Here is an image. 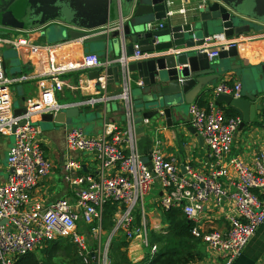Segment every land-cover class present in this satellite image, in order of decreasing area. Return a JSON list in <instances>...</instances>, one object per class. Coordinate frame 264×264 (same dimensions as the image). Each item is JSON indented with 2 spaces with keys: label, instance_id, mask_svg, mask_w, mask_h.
Masks as SVG:
<instances>
[{
  "label": "built area",
  "instance_id": "2783aa9c",
  "mask_svg": "<svg viewBox=\"0 0 264 264\" xmlns=\"http://www.w3.org/2000/svg\"><path fill=\"white\" fill-rule=\"evenodd\" d=\"M117 1L120 9V0ZM136 1H132L130 13ZM164 5L165 19L177 16L185 18L190 10L189 0H164ZM128 16L120 13L118 21L109 24L104 32L117 29ZM146 27L162 29L164 26L154 22ZM98 33L100 30L90 35ZM248 36L225 39L222 34L213 35L205 39L200 51L207 54L208 60H215L221 49L226 51L233 46L238 49L249 40ZM254 36L263 39L264 30ZM5 45L15 51L28 48L33 54L41 49L25 38H0V135L13 138L6 155L8 173L10 168L13 173L0 182V264H15L18 258L59 239H68L79 256L85 258L88 255V237L97 238L98 244H101V233H105V239L104 242L102 239L104 250L101 255L104 257L100 264H109L106 250L119 233L127 244L136 240L140 246L146 247L148 253L144 257H154L157 244L150 240L144 197L156 184L160 188L157 200L160 211L180 209L185 218L194 224L191 235L205 243L206 253L211 257H223L221 264H233L264 222V154L255 157L253 166L231 156L240 119L227 116L215 104V98L220 94L239 98V82L233 85L221 82L212 90L204 107L197 104L189 107L190 124L201 136L207 151V160L200 168L186 164L181 169L173 160L167 159L161 149L162 141L156 136L151 141L150 164L147 165L138 151L135 138V110L130 97L132 80L128 65L148 59L150 54L141 53L135 48L133 55L115 61L100 62L96 55L85 54L72 67L54 68L52 65L47 73L51 87L44 89L38 98L25 100V113L15 115L10 86L24 79L5 75L1 51ZM116 63L122 71V91L117 99L123 104L127 126L118 131L108 124L94 136L85 134L82 128L69 127L64 136L66 155L62 164V181L71 188L72 195L46 206L39 202L32 203L33 189L51 170V163L45 157L39 140L41 131L32 123L33 119L42 114H56L66 107L58 104L56 99L64 88L62 75L94 69H102L103 72ZM97 82L104 90V77L99 75ZM103 101L91 99L83 104L94 106ZM260 105V122L264 133V95L260 98ZM21 122L24 125L18 126ZM143 123L147 126L149 119L144 118ZM13 127L17 129L11 134ZM77 154L91 156L93 167L83 172L82 162L74 157ZM226 200L233 205L232 214L226 216L228 230L225 233L200 231L196 224L206 204L221 207ZM108 204L115 205L116 210L113 226L106 232L103 230V215ZM82 226L86 227L88 233L82 230ZM94 254L90 253L92 258ZM205 262L218 264L216 258L205 259Z\"/></svg>",
  "mask_w": 264,
  "mask_h": 264
},
{
  "label": "water",
  "instance_id": "95a60500",
  "mask_svg": "<svg viewBox=\"0 0 264 264\" xmlns=\"http://www.w3.org/2000/svg\"><path fill=\"white\" fill-rule=\"evenodd\" d=\"M123 1L128 9V18L117 29L106 33L105 28L112 24L109 23L111 0H0V26L4 27L0 30V36L9 38L11 33L8 30L11 29L32 30L35 25L46 23L43 24L44 28L57 22L60 25L56 29L60 40L82 39L85 54H93L89 48L100 44L103 51H100V56L94 54L100 62H103L100 57L112 61L108 58L109 51L119 49V59L133 55L135 48L141 53L151 54L148 59L128 65V71L135 73L141 83L137 86L136 108L130 92L134 110L146 118L164 119L165 125L175 128L177 132L186 121L183 118L185 109L189 110L205 87L211 86L228 72L241 70L251 89L239 98L220 94L215 104L219 106L223 103L241 118L238 129L253 120L261 109L256 99L264 94V60L256 66L243 62L234 64L239 58L236 46L226 51L221 49L215 60H208L207 54L200 50L179 54L167 52L178 47L202 48L206 38L217 34H222L225 39H235L241 35L261 33L264 30V0H200V7L196 5L185 18L178 20L165 19L164 0H137L132 13L130 6L133 0ZM17 8H21L25 14L21 19L14 16L13 11ZM143 17L150 19L140 21ZM163 20L166 26L162 29L146 27L149 23ZM96 29L100 33L90 35ZM12 58L13 64H16L17 56L13 55ZM3 71L6 75L4 61ZM101 72L102 69H94L87 73L97 93L103 90L97 82ZM103 72L105 87L122 80L118 63L108 66ZM24 113V108L14 111L15 115ZM38 121L59 126L80 124L83 118L77 106H66L56 114H42L32 123L37 125ZM108 124L109 120L105 118L102 128ZM23 125L24 122H21L18 126ZM16 129L13 127L11 134ZM187 129L203 141L193 127L188 126ZM82 168L84 170L85 166ZM12 173L10 168L9 174Z\"/></svg>",
  "mask_w": 264,
  "mask_h": 264
},
{
  "label": "crops",
  "instance_id": "0c3cea01",
  "mask_svg": "<svg viewBox=\"0 0 264 264\" xmlns=\"http://www.w3.org/2000/svg\"><path fill=\"white\" fill-rule=\"evenodd\" d=\"M199 1L200 0H189L188 8L192 10V8L196 5L199 6ZM124 6L126 7L123 0H120V9L118 1L111 0L109 23L118 21L120 13L122 16L127 17L128 14H123ZM13 13L17 18H23L25 16V14L22 13L21 8L15 9ZM178 18L180 17L177 16L173 20H178ZM156 22L162 23L163 26H166V22L164 20ZM56 23L48 24L44 28V23L35 25L32 27V30H29L28 28L21 30H8L11 33L10 37L25 38L30 44L37 45L41 48L36 54H33L28 48L15 51L13 48L6 45L3 46L1 50L3 61L6 66V76L8 78L23 77L24 79L10 86L13 100L18 99L19 101V106L16 109H13V111L23 109L25 100L32 98L36 99L44 89L51 87L52 83L47 73L52 65L54 68L72 67L73 65L79 63L86 53L82 39L60 40L58 31L56 30L58 24ZM1 29H4V27L0 26V30ZM93 31L98 32L99 29ZM258 34L259 33L257 32L247 34L250 38L238 47L237 52L239 58L234 62V64L243 62L245 65L256 66L264 60V41L262 38H256L257 36H254ZM201 49L202 48L198 47L189 49L185 47H178L167 53L179 54L182 52ZM89 50H91V53L99 56L100 51H103L100 44L91 46ZM13 55L17 56L16 64H13ZM120 55V49L113 50L109 51L108 58L115 61L119 59ZM100 59L103 62L105 61L104 58L100 57ZM87 73L88 71H71L62 75L61 80L64 83V88L63 91L57 95V103L64 106L78 107L79 112H81V117L83 118V121L80 124H82L84 132L86 127V131L88 133L87 135H98L102 130V123L105 118L109 120V125L114 127L116 130L121 131L125 129L127 121L125 120L123 113V104L117 99L118 95L122 91L121 81L118 83L108 84L101 93H97L95 84L88 78ZM99 75L101 77L104 76V72H101ZM242 76L243 72L241 70L224 74L217 82L213 83L211 86L205 87L194 100L193 104H195V102L199 99H203L205 101L209 100L212 90L221 82H226L229 85L239 82L241 84V94H244L251 89V86L249 81ZM131 80V84L138 86L137 83L140 81L137 79L135 73L131 74ZM91 99H104V101L99 102L94 106H87L83 104ZM256 100V102L260 103V97ZM219 107L226 115H235L236 117H239L223 103L219 104ZM95 112L100 114V124L93 121V119L89 116L90 113ZM144 118L146 117H143L142 114L141 119L139 117V122L134 118V124L138 151L147 164L150 162L149 152L151 141L155 136L162 141L161 149L164 156L167 159L173 160L177 166L181 167V169L186 164H191L195 168H200L206 162L207 151L203 141H200L196 135L191 134L187 129L188 126H191L187 109H185V114L183 115V118L186 119V121L182 123L179 132H177L175 128L167 127L164 119L160 120L157 118H147L149 119V124L146 126L143 123ZM239 119L241 118L239 117ZM48 125L49 126L45 131L41 130L38 125L37 126L41 131L39 140L44 154L51 163V170L48 176L39 181L38 185L33 189L31 194L32 203L39 202L45 206L52 201L69 198L72 195L71 188L65 185L62 181V164L66 155L64 136L65 131L70 126L68 124L59 126H55L54 124ZM0 140L7 142L6 145L2 147L3 149H0V151L2 150L0 154L1 171L4 169L3 165L6 161L7 151L12 143V140L11 137H3L1 135ZM260 153L264 154V133L261 128L260 111H257L253 120L246 123L242 128H237L231 148V156L241 159L249 166H253L255 157ZM81 156L83 157L81 154L74 155L75 159L80 160L85 166L83 172H86L88 168L92 167V161L86 162L83 158H81ZM6 171L7 174L5 176H0V182H3L7 178L9 173L7 169ZM232 212L233 205L228 200H226L221 207H212L211 203H208L206 204L205 210L196 224L197 228L203 232L216 230L225 233L228 230L226 216L231 215ZM148 219L150 232L157 231L165 227L161 220V211L157 205V200L148 212ZM83 231L88 233L87 230ZM119 238L123 239V236L120 233L114 237L111 242V246L114 242H119ZM121 250L126 253L129 261L132 263H138L145 258L140 249L139 242L136 240L127 244L125 248L121 247ZM206 254V257L200 261L204 264L206 263L205 259L211 260L216 258L218 264H221L224 261L223 257H211L208 252ZM233 264H264V222L256 230L253 237L249 240Z\"/></svg>",
  "mask_w": 264,
  "mask_h": 264
},
{
  "label": "trees",
  "instance_id": "16d2710c",
  "mask_svg": "<svg viewBox=\"0 0 264 264\" xmlns=\"http://www.w3.org/2000/svg\"><path fill=\"white\" fill-rule=\"evenodd\" d=\"M206 103L207 102L203 99H199L195 102V104L201 107H204ZM230 117H235V115H231ZM115 210V205L108 204L105 206L103 221L104 229L107 231H109L113 226ZM161 220L165 227L160 230L150 232L151 243L158 244L157 253L154 257L149 258L146 256L138 263L130 262L125 256L126 253L121 250V247L125 248L127 243L124 238H119V242L116 241L112 245L111 255L116 259L115 261H112V264H188L191 262L201 261L206 257L204 251L202 252L199 248L198 241L200 240L191 235L190 231L194 224L185 218L180 209L174 208L169 211H161ZM82 227L83 230H86L85 226ZM158 232H161V234H156ZM163 232H165L164 235ZM63 240L64 239H59L47 243L45 247L47 250H43L45 254V256L43 255L44 258H54L56 253L61 251V249L65 254H67L68 250L62 248L60 244ZM42 261L43 258L39 261V259L35 257L34 252H32L18 258L15 264H43ZM44 264L50 263L45 262Z\"/></svg>",
  "mask_w": 264,
  "mask_h": 264
},
{
  "label": "rangeland",
  "instance_id": "374dc122",
  "mask_svg": "<svg viewBox=\"0 0 264 264\" xmlns=\"http://www.w3.org/2000/svg\"><path fill=\"white\" fill-rule=\"evenodd\" d=\"M128 9H126V7L124 6L123 7V14L126 15L127 14V11ZM150 19V17H143L140 19V21H148ZM0 38H5L3 36H0ZM131 95H132V99H133V103L135 105V108L136 106L138 105V102H137V86L131 84ZM18 99H14L12 101V106H13V109H16L18 106H19V103H18ZM89 116L93 119V121H96L97 123H101V117H100V114L95 112V113H90ZM139 117L141 119V114L140 113H137L135 112L134 114V118L135 120H138L139 122ZM39 126V128H41V130L45 131L47 128H48V123H43V122H38L37 124ZM70 127H76V128H82V124H69ZM151 126V124H150ZM85 134H88L87 131H86V127H85ZM3 136V135H1ZM7 137V136H5ZM12 140V138H11ZM6 141H1L0 140V149H3L2 147H4L6 145ZM2 150L0 151V154H1ZM46 157V155H45ZM47 158V157H46ZM81 158H83L84 161L88 162V161H92V157L89 156L88 154H83V157L81 156ZM143 161H145L143 159ZM91 166L93 167V163L91 164ZM91 167V168H92ZM3 168L1 171H0V176H5L7 173L6 169H7V162L5 161L4 162V165H3ZM159 193H160V188L158 186V184H156L154 186V188H152L148 193L147 195L144 197V205H145V209L147 212H149L151 210V208L154 206V202L156 200H158V196H159ZM105 230V229H103ZM160 230V229H159ZM107 232V230H105ZM161 234V232H158L156 234ZM105 233H101L99 236H101V244H98V239L96 238H93L92 236L88 237L87 239V242H88V248H87V252H88V255L85 257V258H82L81 256H79L77 250H76V247L71 244L69 242L68 239H64L60 244H61V247L62 248H65L68 250V253L65 254L64 251L61 249V251L57 252L55 257L52 258V259H46L44 258L45 254L43 252V250H47V248L45 249L46 245H44L43 247L37 249L34 251V255L36 258L39 259V261L42 260L43 258V264L45 262H48L50 264H100L99 261L101 259H103L104 255H101L103 253V247H102V239L104 241L105 239V236H104ZM165 234V232H163V235ZM199 243V248L201 249V251L203 252L204 251V254H206V245L203 241H198ZM157 244V243H156ZM158 245V244H157ZM111 249H112V246L110 245L108 247V249L106 250V258L107 260L109 261V264H112V261H115V257H113L111 255ZM140 249L142 251L143 254H147L148 253V249L144 246H140ZM91 252H94V257L92 258L90 253ZM44 255V256H43ZM111 256H112V259H111ZM127 257V255H125ZM86 260V262H85ZM127 260L128 257H127ZM196 262H199V261H196Z\"/></svg>",
  "mask_w": 264,
  "mask_h": 264
},
{
  "label": "bare ground",
  "instance_id": "6f19581e",
  "mask_svg": "<svg viewBox=\"0 0 264 264\" xmlns=\"http://www.w3.org/2000/svg\"><path fill=\"white\" fill-rule=\"evenodd\" d=\"M136 243V242H135Z\"/></svg>",
  "mask_w": 264,
  "mask_h": 264
}]
</instances>
